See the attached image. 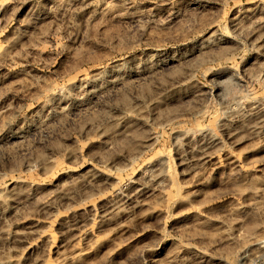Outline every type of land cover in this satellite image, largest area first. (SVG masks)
I'll list each match as a JSON object with an SVG mask.
<instances>
[{
    "label": "rangeland",
    "instance_id": "1",
    "mask_svg": "<svg viewBox=\"0 0 264 264\" xmlns=\"http://www.w3.org/2000/svg\"><path fill=\"white\" fill-rule=\"evenodd\" d=\"M0 264H264V0H0Z\"/></svg>",
    "mask_w": 264,
    "mask_h": 264
}]
</instances>
